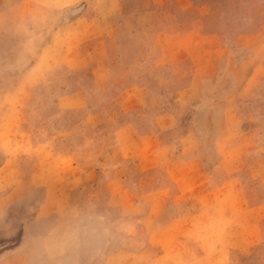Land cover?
I'll return each instance as SVG.
<instances>
[{"label":"rangeland","instance_id":"obj_1","mask_svg":"<svg viewBox=\"0 0 264 264\" xmlns=\"http://www.w3.org/2000/svg\"><path fill=\"white\" fill-rule=\"evenodd\" d=\"M0 264H264V0H0Z\"/></svg>","mask_w":264,"mask_h":264}]
</instances>
